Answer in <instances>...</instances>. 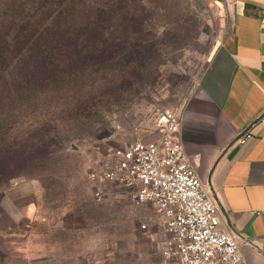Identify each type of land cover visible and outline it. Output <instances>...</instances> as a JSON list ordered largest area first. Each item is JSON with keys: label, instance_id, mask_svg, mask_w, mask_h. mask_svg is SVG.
Listing matches in <instances>:
<instances>
[{"label": "rangeland", "instance_id": "rangeland-1", "mask_svg": "<svg viewBox=\"0 0 264 264\" xmlns=\"http://www.w3.org/2000/svg\"><path fill=\"white\" fill-rule=\"evenodd\" d=\"M100 1L102 43H89L87 62L102 71L66 96L53 83L0 86V264H164L154 208L97 201L88 170L183 109L228 17L213 0Z\"/></svg>", "mask_w": 264, "mask_h": 264}, {"label": "crops", "instance_id": "crops-1", "mask_svg": "<svg viewBox=\"0 0 264 264\" xmlns=\"http://www.w3.org/2000/svg\"><path fill=\"white\" fill-rule=\"evenodd\" d=\"M213 1L227 26L182 109L180 136L242 264H264V0Z\"/></svg>", "mask_w": 264, "mask_h": 264}, {"label": "built area", "instance_id": "built-area-1", "mask_svg": "<svg viewBox=\"0 0 264 264\" xmlns=\"http://www.w3.org/2000/svg\"><path fill=\"white\" fill-rule=\"evenodd\" d=\"M182 117L183 110L161 112L153 139L116 148L111 162L90 167L94 198L151 205L164 224V264H242L240 240L223 228L218 205L184 150Z\"/></svg>", "mask_w": 264, "mask_h": 264}, {"label": "trees", "instance_id": "trees-1", "mask_svg": "<svg viewBox=\"0 0 264 264\" xmlns=\"http://www.w3.org/2000/svg\"><path fill=\"white\" fill-rule=\"evenodd\" d=\"M102 10L100 0H0V86L10 79L53 83L66 96L75 79L102 71L100 62H87L89 43H102Z\"/></svg>", "mask_w": 264, "mask_h": 264}]
</instances>
